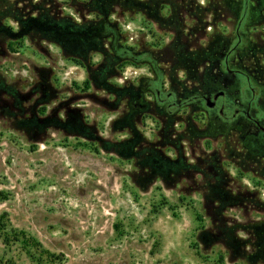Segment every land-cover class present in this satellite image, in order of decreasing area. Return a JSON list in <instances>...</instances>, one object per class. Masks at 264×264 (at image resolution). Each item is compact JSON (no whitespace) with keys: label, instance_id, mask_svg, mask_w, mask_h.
Wrapping results in <instances>:
<instances>
[{"label":"rangeland","instance_id":"rangeland-1","mask_svg":"<svg viewBox=\"0 0 264 264\" xmlns=\"http://www.w3.org/2000/svg\"><path fill=\"white\" fill-rule=\"evenodd\" d=\"M237 36L264 74V0H0V264H264V158L142 82Z\"/></svg>","mask_w":264,"mask_h":264},{"label":"flooded vegetation","instance_id":"flooded-vegetation-1","mask_svg":"<svg viewBox=\"0 0 264 264\" xmlns=\"http://www.w3.org/2000/svg\"><path fill=\"white\" fill-rule=\"evenodd\" d=\"M242 39H223L218 61L212 63L205 79L195 83L188 94L165 88L164 73L155 68L142 82L148 85L146 89L153 93L151 100L162 110L172 113L186 106H198L209 122L237 131L245 147L264 158V74L235 62L246 48Z\"/></svg>","mask_w":264,"mask_h":264},{"label":"trees","instance_id":"trees-1","mask_svg":"<svg viewBox=\"0 0 264 264\" xmlns=\"http://www.w3.org/2000/svg\"><path fill=\"white\" fill-rule=\"evenodd\" d=\"M12 230L13 229H11V231ZM21 234H23V236H24V237H22V239H19V237H13L11 239L9 236H6V239H4L5 240L4 243L9 244L10 242H16V241H19V240H23L22 241L23 244L25 246H28L27 253L31 254L32 256H35L34 254H36V252L35 251L34 252L32 251L31 246H33L32 244H34V243L39 245V243L36 241V239L34 237H31V236L25 237V235H24L23 232H21Z\"/></svg>","mask_w":264,"mask_h":264}]
</instances>
